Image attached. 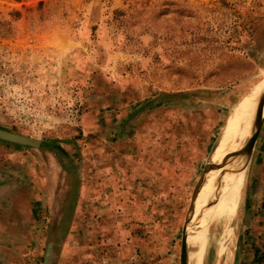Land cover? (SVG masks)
Wrapping results in <instances>:
<instances>
[{
	"label": "rangeland",
	"instance_id": "obj_1",
	"mask_svg": "<svg viewBox=\"0 0 264 264\" xmlns=\"http://www.w3.org/2000/svg\"><path fill=\"white\" fill-rule=\"evenodd\" d=\"M263 80L264 0H0V128L39 141L0 138V264H264L263 107L206 248L225 133Z\"/></svg>",
	"mask_w": 264,
	"mask_h": 264
},
{
	"label": "bare ground",
	"instance_id": "obj_2",
	"mask_svg": "<svg viewBox=\"0 0 264 264\" xmlns=\"http://www.w3.org/2000/svg\"><path fill=\"white\" fill-rule=\"evenodd\" d=\"M263 89H264V80L261 81L256 86V88L244 101L242 106L240 105V107L237 108L235 113L239 110L238 114L235 117H234L235 113L233 114L230 120V122L232 121L231 124L229 123L230 124L228 125L229 127L227 126L228 129L226 127L227 131L224 136V145L221 153V164L217 174L216 201L218 206L216 208L215 217L210 226L206 248L210 246V244H213L216 241L220 243L224 238V236L226 235V233H228V239L231 236L232 227L230 226L231 223L234 222L236 218L235 207L238 201L237 189L242 180V174L244 173L243 162L246 161L245 158L249 155L251 147L245 153V155L244 154L241 155V153L238 155L237 152L243 145L247 143L246 136H248V138L252 137L253 132H251V130H253L255 120L262 107L263 108L261 113L264 112V99L259 103L262 97ZM259 118L260 116H258V119ZM256 126H257V122H256ZM219 141H221L220 144L223 142V136H220L216 146L218 145ZM216 155L217 154L214 155V158L210 160L208 166L206 167V172L199 187V190L201 189V186L205 182L206 173L208 171L209 172L207 176V182L209 184L213 172V165ZM194 211H195V205L193 207L191 217H193ZM202 213H203V208H200V210L196 214L197 216H194V220L201 219ZM204 242H205V238H204ZM206 248L204 250H206ZM211 253L212 251L208 252L207 254H205L204 252L203 254L204 257L206 258ZM183 260L186 262V264H189V260L187 259L186 255H184ZM195 264H205V261L203 260L202 257H199Z\"/></svg>",
	"mask_w": 264,
	"mask_h": 264
},
{
	"label": "water",
	"instance_id": "obj_3",
	"mask_svg": "<svg viewBox=\"0 0 264 264\" xmlns=\"http://www.w3.org/2000/svg\"><path fill=\"white\" fill-rule=\"evenodd\" d=\"M263 99H264V89H263L262 97H261V100L259 101V103ZM259 123H258V126H259ZM258 126H257V129H256L255 133H254L253 138L249 137L247 139V143L243 146V148L241 149V152H247L249 150V148L251 147V145H253V144H251V141L253 139L252 143H254V140H255V138L257 136V133H258ZM0 138L6 139V140H10V141H14V142H19V143H32L34 145H38L39 144L38 140H31L29 137H27L25 135H22V134L13 132V131L5 130V129H2V128H0ZM180 261H181L180 264H186V262L183 260L182 252H180Z\"/></svg>",
	"mask_w": 264,
	"mask_h": 264
},
{
	"label": "crops",
	"instance_id": "obj_4",
	"mask_svg": "<svg viewBox=\"0 0 264 264\" xmlns=\"http://www.w3.org/2000/svg\"><path fill=\"white\" fill-rule=\"evenodd\" d=\"M261 136H260V138H262V142H261V144H260V147H261V151H262V153H264V130L263 131H261V134H260Z\"/></svg>",
	"mask_w": 264,
	"mask_h": 264
},
{
	"label": "trees",
	"instance_id": "obj_5",
	"mask_svg": "<svg viewBox=\"0 0 264 264\" xmlns=\"http://www.w3.org/2000/svg\"><path fill=\"white\" fill-rule=\"evenodd\" d=\"M53 143L50 142V145H52Z\"/></svg>",
	"mask_w": 264,
	"mask_h": 264
}]
</instances>
